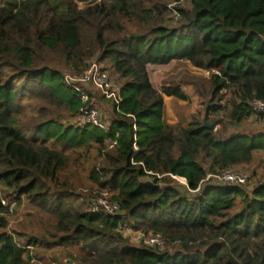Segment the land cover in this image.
<instances>
[{"label":"trees","instance_id":"obj_1","mask_svg":"<svg viewBox=\"0 0 264 264\" xmlns=\"http://www.w3.org/2000/svg\"><path fill=\"white\" fill-rule=\"evenodd\" d=\"M95 1L79 9L64 0L57 11L50 0H0V187L10 199L0 208L25 197L53 216L64 234L59 243L78 241L91 259L82 264H264V181L250 189L203 182L208 173L250 164L264 151V133L217 138L207 121L166 124L164 97L188 96L178 85L156 90L147 71L173 61L216 71L205 118L221 109L214 102L227 91L231 119L249 118L248 102L264 100V0H189L188 9L180 0ZM171 4L180 18L175 28L163 25ZM124 19L138 30L128 32ZM96 53L123 80L106 131L63 123L60 112L80 117L85 104L47 63L57 54L78 75ZM53 79L73 95H57ZM25 97L40 104L31 127L20 120ZM91 146L103 161L89 173L88 197L109 194L120 206L114 215L74 192L69 169L79 159L66 151L81 157ZM129 228L161 234L166 244L132 245L123 237ZM36 241L25 248L1 232L0 264H31Z\"/></svg>","mask_w":264,"mask_h":264},{"label":"rangeland","instance_id":"obj_2","mask_svg":"<svg viewBox=\"0 0 264 264\" xmlns=\"http://www.w3.org/2000/svg\"><path fill=\"white\" fill-rule=\"evenodd\" d=\"M63 1L50 0L57 11H61L64 8ZM99 1L96 0L95 2ZM73 2L79 9L92 4V0H73ZM179 6L185 9L189 8L188 2H182ZM179 19L174 20L170 12H168L164 15L163 25L175 28L179 25ZM123 23L128 32L134 33L138 30L137 25L129 19H124ZM99 56L100 53H96L93 57L85 61V65L91 61L98 62L109 73L115 86L120 88L123 80L111 71V66L108 61H98ZM47 63L50 67L60 70L64 75L70 73L69 67L67 68L65 66L57 54H50L47 58ZM147 71L150 82L156 90L161 91L165 86L178 85L188 96L187 101H180L173 97H164L163 119L166 124H179L185 127L193 119L202 122L207 121L210 124H215L213 131L216 133L217 138H228L236 134L257 135L264 133V118L261 116L251 115L249 118L243 119L240 123H235L231 119L229 116L231 94L228 91L224 94L221 102H214V104L221 106V109L209 115L207 119L205 118L206 107L212 103L210 76L216 71L198 70L185 61H173L166 66H148ZM50 84L54 92L64 99H68L73 95V92L61 85L58 79H53ZM88 93L90 94L88 105L90 104L96 107L101 112L103 120L109 123L113 103L91 90ZM21 103L24 105L25 114L20 120L25 126L31 127L39 120L37 118V110L36 108L34 109V106L35 104L36 106L40 104L31 101L27 97L23 98ZM59 117L63 118L64 124H76V122L80 124L79 121H81L79 115L76 118H71L66 112H60ZM89 128L91 130L94 129L93 127ZM88 151L87 154L81 157H79V153H72L71 151H66V153L69 154L72 162L76 158L79 159L78 165H71L69 169V172H74L75 174L72 179L74 192L82 194L83 196L85 195L82 198H85L86 206L92 207L93 201L99 197H88L87 191L92 188L89 173L94 166H98L103 160L99 156V152L95 146H91ZM235 167L243 168L249 172V186L246 189H250L259 183L262 176H264V151H256L250 164H242ZM160 184H163V182H160ZM102 196L110 198V195L106 192ZM0 200H3L5 203V205H1L0 203L1 207H5L10 201L6 196L5 190L3 191L1 187ZM11 205H13L11 210L9 208L8 210L0 208V233L7 232L11 234L15 242L25 248H27L26 245L31 240L36 239L37 244L31 245L29 249V251L31 250V264H82V260H91L78 241L59 243V238L64 236V234L55 231L56 221L53 216L29 204L25 197H21L19 202H12ZM83 207L85 208V206ZM2 223H4V227ZM134 232L131 228L125 229L123 231V237L127 238L132 245L137 246L138 244L132 240ZM169 248L170 246L166 249Z\"/></svg>","mask_w":264,"mask_h":264},{"label":"built area","instance_id":"obj_3","mask_svg":"<svg viewBox=\"0 0 264 264\" xmlns=\"http://www.w3.org/2000/svg\"><path fill=\"white\" fill-rule=\"evenodd\" d=\"M187 1L189 0H180L179 3ZM174 5L175 4L169 5V9L172 18L177 20L179 15L173 9ZM63 79L68 86L72 87L76 92H78L79 98L85 104L80 110L81 122L94 126L102 131H106L108 124L103 120L101 112L96 107L90 104L88 105L90 99V94L88 92L91 90L117 106L121 100L119 94L120 88L115 86L109 73L104 70V68L98 62L91 61L85 65L80 74L75 75L72 73H67L63 76ZM248 108L252 115L262 116L264 118V100H250L248 102ZM117 109L118 108H116V110ZM114 144V142H110L109 148L111 149ZM149 174L155 175L158 179L163 176L155 173ZM170 177L173 180H176V182H178L180 185L187 188L185 179L172 175H170ZM249 177V172L247 170L243 168L230 167L218 170L215 173H208L203 182L217 186L248 188L247 186H249ZM263 181L264 176H262L260 182ZM0 203L1 205H5L3 200H0ZM12 207L13 205L9 207V210H11ZM92 208L95 211H102L106 214L114 215L118 213L120 206L116 200H113L107 196H100L93 201ZM132 240L138 245L157 249H162L166 244V240L161 234L152 232L145 233L135 231L133 233Z\"/></svg>","mask_w":264,"mask_h":264},{"label":"water","instance_id":"obj_4","mask_svg":"<svg viewBox=\"0 0 264 264\" xmlns=\"http://www.w3.org/2000/svg\"><path fill=\"white\" fill-rule=\"evenodd\" d=\"M205 123V122H204ZM206 128L210 129V130H214L215 129V124H206L205 123Z\"/></svg>","mask_w":264,"mask_h":264}]
</instances>
